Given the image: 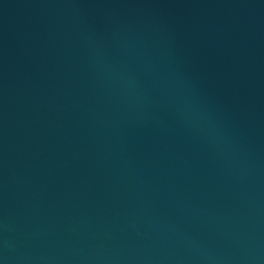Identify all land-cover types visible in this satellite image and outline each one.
Here are the masks:
<instances>
[{
    "label": "water",
    "instance_id": "obj_1",
    "mask_svg": "<svg viewBox=\"0 0 264 264\" xmlns=\"http://www.w3.org/2000/svg\"><path fill=\"white\" fill-rule=\"evenodd\" d=\"M0 264H264V0H0Z\"/></svg>",
    "mask_w": 264,
    "mask_h": 264
}]
</instances>
